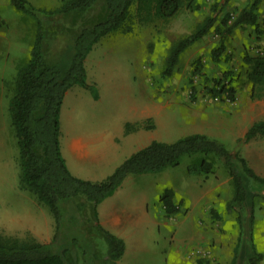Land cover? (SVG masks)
<instances>
[{
  "label": "rangeland",
  "instance_id": "obj_1",
  "mask_svg": "<svg viewBox=\"0 0 264 264\" xmlns=\"http://www.w3.org/2000/svg\"><path fill=\"white\" fill-rule=\"evenodd\" d=\"M215 1L202 0L201 8L196 10L186 6L176 17L167 20L155 18L143 22L136 16L130 32L117 31L103 37L88 56L90 59L95 56L100 58L107 56L103 52L107 49L116 51L113 53L114 66L119 68L114 71L120 73L121 81L127 86L126 92L130 91L134 97L139 88L135 78L138 72L145 73L146 78L150 75L151 85L155 84L151 88H156V115L148 122L154 124L155 131L152 134L155 139L174 141L193 132L207 133L222 141L228 149L239 150L256 172L264 176V135L247 143L238 142V138L245 134L254 121L264 119V92L260 97H252L244 62L247 53H264V33H257L255 25L236 27L225 38L226 47L221 58L214 60L212 51L220 45L221 35L212 28L183 52L171 74L166 73L173 44L211 13V5ZM30 2L38 8H55L61 4V0ZM247 2L230 0L218 19L221 20L226 12H230L231 23ZM99 13L100 10H95L94 16ZM258 13L259 26L264 30V0ZM40 15L46 20V26L74 24L72 17L55 16L48 20L43 14ZM36 31L34 17L15 7L11 0H0V168L8 166L9 162L12 164L8 175L11 177V188L9 182L5 187L0 178V227L12 215L22 221L18 225L22 226L26 219L32 218V206L37 210L33 195L19 187V148L9 112L15 77L20 66L30 57ZM72 42L68 34L57 33L51 43L52 51L55 54L63 53ZM92 68L90 80L99 79L100 67L95 63ZM219 80L235 88V100L227 94L221 97L210 91V88L218 89L221 86ZM104 101L109 111H113L116 104H110L106 98ZM204 157L212 163V171L190 173L188 167ZM151 173L161 183L171 182L173 189L183 188L189 194L184 196L180 191L176 193L181 199V210L177 215L182 216L178 220L191 213L195 217L190 223V233L186 239L184 233H178L173 238V233L166 227L157 230V239L151 237L146 240L149 250L147 256L136 260V263L133 261V264H171L170 260L178 255L180 246L187 247L189 264H231L240 227L237 212L229 206L234 188L223 161L213 154L184 155L178 165ZM87 217L90 219L91 216H84L81 212L73 216L68 214L73 230L66 233L67 237H60L59 245L70 247L73 243L71 238L77 237L79 242L71 246L73 264H105L103 259L108 250L106 240L93 230L79 227ZM254 241L257 250L264 255V195L256 198ZM240 264L248 262L242 261ZM260 264H264V258Z\"/></svg>",
  "mask_w": 264,
  "mask_h": 264
},
{
  "label": "trees",
  "instance_id": "obj_2",
  "mask_svg": "<svg viewBox=\"0 0 264 264\" xmlns=\"http://www.w3.org/2000/svg\"><path fill=\"white\" fill-rule=\"evenodd\" d=\"M201 1L61 0L58 7L38 8L29 0H11L15 7L34 17L37 22L30 57L17 71L9 101L11 123L19 147V187L34 193L50 209L56 220V234L50 243H41L32 237L0 234V264H73L71 246L79 242L78 238H71L73 243L70 247L59 245V241L60 237H67L73 230L68 214L73 216L77 212L91 216L79 224L80 229L93 230L106 240L108 250L103 259L105 264H117L126 244L100 224L99 204L112 195L128 175L161 172L178 165L184 155L193 154L217 156L231 175L234 195L229 206L237 212L240 227L231 264H240L242 261L260 264L264 255L255 245L254 220L256 198L264 195V176L256 172L239 150L228 149L218 138L203 132H193L174 141L154 139L123 161L110 176L97 182L72 174L61 151L60 113L66 92L76 84L95 91V87L87 82L85 66V60L94 46L111 33L130 32L136 16L143 22L155 18L167 20L176 17L186 6L192 10L200 9ZM229 1L216 0L211 5V13L173 44L167 62V74L172 73L183 52L212 28L221 35L220 45L212 51L214 60L221 58L226 47L225 38L236 27L255 25L257 33H264L258 22V11L263 0H247L231 23L230 12H226L221 20L218 19ZM95 10H100L96 16ZM40 14L48 20L55 16L72 17L74 24L46 26V20ZM80 17L83 20H79ZM57 33L68 34L73 42L63 53L55 54L51 43ZM244 62L247 65V81L252 87L251 95L260 97L264 92V53H247ZM218 84H221L218 89L210 88V91L221 97L227 94L232 100L236 99L234 87L222 83V80ZM147 124L150 128L154 127L153 123ZM129 126L128 123L127 128ZM260 135H264V119L254 121L245 134L238 138V142L247 143ZM212 167V163L204 157L191 164L188 171L205 173L212 171ZM175 198V190L169 187L160 195L167 215L181 210V202H176Z\"/></svg>",
  "mask_w": 264,
  "mask_h": 264
},
{
  "label": "crops",
  "instance_id": "obj_3",
  "mask_svg": "<svg viewBox=\"0 0 264 264\" xmlns=\"http://www.w3.org/2000/svg\"><path fill=\"white\" fill-rule=\"evenodd\" d=\"M103 52L107 56H95L93 59L87 56L85 60L87 82L95 87V91L79 84L72 86L66 92L60 113V145L65 162L72 174L94 182L106 179L134 152L155 139L152 134L155 128L147 126L148 119L156 115V88H151L155 84L151 85L150 75L146 78L145 73L138 72L135 78L139 88L134 97L130 91L126 92L127 86L121 81L120 73L114 71L119 68L114 66L113 53L116 51L107 49ZM95 63L100 67L101 74L99 79L90 80L89 72L94 69ZM104 97L110 104H116L113 111H109ZM8 164L0 168V178L5 187L9 182L11 188V177L8 175L12 164ZM153 175L151 172L128 175L116 191L98 206L100 224L126 244L117 264H133L144 259L149 251L146 240L151 237L157 239V230L166 227L173 233V238L178 233H184L186 239L190 233V223L195 216L186 214L178 220L182 215H167L160 195L165 188H173V184L161 183ZM182 189L174 188L175 193L180 191L184 196L189 195ZM29 192L37 207L35 211L32 206V218L18 226L22 221L12 215L0 227V234L32 237L38 242L50 243L56 234V220L50 209ZM180 200L176 194L175 201ZM178 252L170 263L189 264L187 247L180 246Z\"/></svg>",
  "mask_w": 264,
  "mask_h": 264
}]
</instances>
